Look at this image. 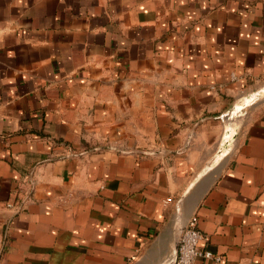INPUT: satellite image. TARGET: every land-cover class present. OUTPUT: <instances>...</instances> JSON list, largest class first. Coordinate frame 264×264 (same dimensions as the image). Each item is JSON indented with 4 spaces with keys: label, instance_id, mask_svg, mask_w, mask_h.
<instances>
[{
    "label": "crops",
    "instance_id": "1",
    "mask_svg": "<svg viewBox=\"0 0 264 264\" xmlns=\"http://www.w3.org/2000/svg\"><path fill=\"white\" fill-rule=\"evenodd\" d=\"M261 94L264 0H0V264H264Z\"/></svg>",
    "mask_w": 264,
    "mask_h": 264
},
{
    "label": "built area",
    "instance_id": "2",
    "mask_svg": "<svg viewBox=\"0 0 264 264\" xmlns=\"http://www.w3.org/2000/svg\"><path fill=\"white\" fill-rule=\"evenodd\" d=\"M233 78L235 77L233 76ZM170 202L171 199L168 198L165 201V206ZM206 240L207 236L199 229L197 220L191 219L183 227L178 246V255L172 264H196L200 259H215L220 262L221 257L215 256L211 251L201 248L200 243Z\"/></svg>",
    "mask_w": 264,
    "mask_h": 264
},
{
    "label": "water",
    "instance_id": "3",
    "mask_svg": "<svg viewBox=\"0 0 264 264\" xmlns=\"http://www.w3.org/2000/svg\"><path fill=\"white\" fill-rule=\"evenodd\" d=\"M258 93H260V90L257 91V94H258ZM260 96H261V95H258L254 101L258 100ZM250 99H251V98H250ZM252 100H253V99H251V101H252ZM245 102H247V104L249 105V100H246ZM252 102H253V101H252ZM223 152H225V148L222 150V153H223ZM218 157H219V155H218ZM199 182H200V181H199ZM195 186H196V184L194 183V184L190 187L188 193H189L191 190H193L194 188L197 187V186H196V187H195ZM188 193H186V194H188ZM198 193H199V192H198ZM192 202H195V201L193 200ZM180 210H181V201H179L178 206H177V211H180ZM183 227H184V226H182L181 222H177L176 227H175L174 254H173V257H172V259H171V261H170V264H172V262L177 258V255H178V246H179V241H180V237H181V234H182Z\"/></svg>",
    "mask_w": 264,
    "mask_h": 264
},
{
    "label": "rangeland",
    "instance_id": "4",
    "mask_svg": "<svg viewBox=\"0 0 264 264\" xmlns=\"http://www.w3.org/2000/svg\"><path fill=\"white\" fill-rule=\"evenodd\" d=\"M262 92H263V91H261V93H262ZM262 97H264V94H261V96L259 97V99L262 98Z\"/></svg>",
    "mask_w": 264,
    "mask_h": 264
},
{
    "label": "bare ground",
    "instance_id": "5",
    "mask_svg": "<svg viewBox=\"0 0 264 264\" xmlns=\"http://www.w3.org/2000/svg\"><path fill=\"white\" fill-rule=\"evenodd\" d=\"M249 100V102H250V99H248Z\"/></svg>",
    "mask_w": 264,
    "mask_h": 264
}]
</instances>
